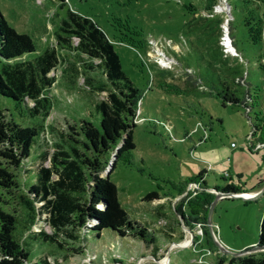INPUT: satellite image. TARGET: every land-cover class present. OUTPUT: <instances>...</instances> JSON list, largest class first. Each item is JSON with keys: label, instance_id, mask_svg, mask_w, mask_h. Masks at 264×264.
Returning a JSON list of instances; mask_svg holds the SVG:
<instances>
[{"label": "rangeland", "instance_id": "obj_1", "mask_svg": "<svg viewBox=\"0 0 264 264\" xmlns=\"http://www.w3.org/2000/svg\"><path fill=\"white\" fill-rule=\"evenodd\" d=\"M185 2L189 7H183ZM210 4L207 10L204 0H0V10L10 25L34 41L36 52L27 55L55 48L59 56V64L49 73L55 83L46 91L48 115L30 118L22 105L0 96V106L9 117L39 130L34 153L17 171L20 182L34 181L41 156L44 152L50 156L56 150L55 144L68 126L83 119L99 125L96 104L113 88L103 64L102 68L97 64L100 60L76 49L77 37L69 43L58 41L61 19L69 10L91 17L108 32L124 70L142 91L141 120L133 131V163L118 162L111 179L118 186L119 200L129 218L154 230L155 244L121 237L110 229L103 230L99 237L92 232L85 240L80 233H76L77 238L68 237L45 214H38L29 223L27 210L17 198L14 205L20 222L16 235L31 261L229 264L232 256L219 248L217 240L233 252L258 244L264 193L254 199L229 195L218 198L211 213L216 239L208 225V214L190 215L184 200L208 187L201 181H191L178 190L185 180L203 171V180L213 191L236 181L250 189L264 175V150H249L251 125L245 108L225 105L217 95L226 79L234 77L241 87L248 85V80L260 88L259 103L251 114L264 113V61L260 57L264 50L261 44L248 40L246 22V18L257 19L251 14L257 5L264 10V0L240 1L233 6L228 0H210ZM233 69L241 70L244 77ZM25 102L27 107L33 105ZM233 152L238 155L233 156ZM44 164L49 165V160ZM239 174L241 178H237ZM21 190L27 192V187ZM152 191L159 197L145 200ZM35 206L39 210V203ZM41 231L57 232L63 247L34 237Z\"/></svg>", "mask_w": 264, "mask_h": 264}, {"label": "trees", "instance_id": "obj_2", "mask_svg": "<svg viewBox=\"0 0 264 264\" xmlns=\"http://www.w3.org/2000/svg\"><path fill=\"white\" fill-rule=\"evenodd\" d=\"M204 1L206 9L210 10V0ZM228 1L233 6L246 0ZM183 7L189 5L185 2ZM251 15H257V19L254 21L252 18V22L246 18L249 24L247 38L254 45L261 44L264 50V10H259L257 5ZM72 37L78 38L77 50L90 59L100 60L97 64L101 68L103 64L113 88L96 104L100 113L99 125L83 119L68 126L61 134L60 142L55 144L56 150L50 156L47 152L41 156L42 161L34 169V181L29 184L18 180L17 171L34 153L39 130L34 125L18 123L0 106V264H48L46 261H31L29 251L16 235L20 222L14 205L17 198L22 200L21 204L27 210L29 223H33L38 214H45V218L68 237L77 238L76 233H80L85 240L92 232L99 237L103 230L110 229L121 237L130 236L144 244L156 242L154 230L129 218L119 200L118 186L111 179L118 162L133 163V151L136 149L133 131L140 119L142 91L124 70L122 57L108 32L91 17L69 10L61 19L57 38L60 42L69 43ZM33 52H36V47L32 37L18 32L0 10V96L22 105L30 118L48 115L50 102L46 91L55 83V78L49 73L59 64L55 48H46L34 56L27 55ZM260 57L264 61V55ZM261 67L264 68V63ZM233 72L244 77L239 69H233ZM247 84L242 88L234 77L231 81L226 79L222 82L223 90L217 95L225 105L230 103L245 108L251 125L247 135L249 150L253 151L257 145L264 150V113L255 111L251 114L259 103L260 88L248 80ZM25 101H31L33 105L27 107ZM113 154L116 157L114 164L109 175H104ZM48 160L49 165H45ZM205 173L188 178L178 190L191 181H201L204 187L210 188L203 180ZM240 177L241 174L237 175ZM22 187H27V192H23ZM214 189L244 191L238 181ZM158 197V193L152 191L144 199ZM214 197L213 192L202 191L184 200L190 215L200 217L208 214ZM35 202L39 203V210ZM57 234L41 231L34 237L63 247L56 238ZM259 243L264 245V213L260 221ZM229 264H264V251L232 256Z\"/></svg>", "mask_w": 264, "mask_h": 264}, {"label": "water", "instance_id": "obj_3", "mask_svg": "<svg viewBox=\"0 0 264 264\" xmlns=\"http://www.w3.org/2000/svg\"><path fill=\"white\" fill-rule=\"evenodd\" d=\"M115 159H116L115 154H113L111 160L109 161V165H108V169L106 171V175H109V171L112 168ZM213 192L215 193V197H214V199L211 202L210 207H209V211H208V225H209V228L211 229V231H212V233L214 235L213 228H212V221H211V213H212V209L214 207V203L216 202V200L218 198H220V197L228 196V195L229 196H238V197L246 198V193H248V192H246V191H241V192H232V191L224 192V191L217 190V189H214ZM217 243H218L219 248L224 253L229 254L231 256H242V255H245V254L252 253L253 251L264 250V245L263 244H260L259 242H258V244L256 246H254V247H252L250 249L243 250V251H238V252H233V251L227 249L218 240H217Z\"/></svg>", "mask_w": 264, "mask_h": 264}, {"label": "crops", "instance_id": "obj_4", "mask_svg": "<svg viewBox=\"0 0 264 264\" xmlns=\"http://www.w3.org/2000/svg\"><path fill=\"white\" fill-rule=\"evenodd\" d=\"M237 155L238 153L233 152V156H237ZM229 173L231 175V171H229ZM210 189H213V188L210 187ZM243 190L248 192L246 193V198L244 199H254L258 197L259 195H262L264 193V175H262V177L258 180L256 187L246 189L245 184L243 183Z\"/></svg>", "mask_w": 264, "mask_h": 264}, {"label": "built area", "instance_id": "obj_5", "mask_svg": "<svg viewBox=\"0 0 264 264\" xmlns=\"http://www.w3.org/2000/svg\"><path fill=\"white\" fill-rule=\"evenodd\" d=\"M139 120H141V118H140ZM234 145H235V144H234V143H232V146H234ZM254 149H257V150H258V149H260V145H257V146H255V147H254ZM254 149H253V150H254ZM207 191H208V192H210V191L212 192L213 190H212V189H210V188H207ZM195 194H196V192H195V193H193V194H191V195H189V198H190L191 196L195 195ZM214 236H215V238H216V235H215V233H214ZM216 239H217V238H216Z\"/></svg>", "mask_w": 264, "mask_h": 264}, {"label": "flooded vegetation", "instance_id": "obj_6", "mask_svg": "<svg viewBox=\"0 0 264 264\" xmlns=\"http://www.w3.org/2000/svg\"><path fill=\"white\" fill-rule=\"evenodd\" d=\"M201 192H202V191H201ZM201 192H200V193H201ZM197 194H199V193H198V192H196V194H195V195H193V196H191V197H195ZM214 194H215V193H214Z\"/></svg>", "mask_w": 264, "mask_h": 264}]
</instances>
